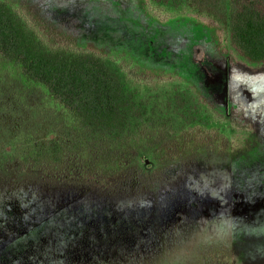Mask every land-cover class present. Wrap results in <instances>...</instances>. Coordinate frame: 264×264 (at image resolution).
Wrapping results in <instances>:
<instances>
[{
    "label": "rangeland",
    "instance_id": "obj_1",
    "mask_svg": "<svg viewBox=\"0 0 264 264\" xmlns=\"http://www.w3.org/2000/svg\"><path fill=\"white\" fill-rule=\"evenodd\" d=\"M2 1L100 53L146 115L120 144L87 139L0 56V264H264V64L223 19L194 0Z\"/></svg>",
    "mask_w": 264,
    "mask_h": 264
},
{
    "label": "trees",
    "instance_id": "obj_2",
    "mask_svg": "<svg viewBox=\"0 0 264 264\" xmlns=\"http://www.w3.org/2000/svg\"><path fill=\"white\" fill-rule=\"evenodd\" d=\"M194 1L201 10L223 19L231 45L242 59L264 64V0H239L230 7L226 0ZM0 56L20 65L27 79L44 85L76 116L87 139L120 144L142 125L146 109L127 91L119 69L93 50L50 45L36 27L2 0ZM60 149L56 144L50 150L47 163L54 168L63 160Z\"/></svg>",
    "mask_w": 264,
    "mask_h": 264
}]
</instances>
